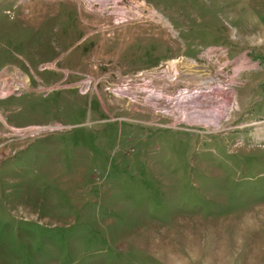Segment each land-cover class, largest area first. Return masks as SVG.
<instances>
[{"label": "rangeland", "instance_id": "rangeland-1", "mask_svg": "<svg viewBox=\"0 0 264 264\" xmlns=\"http://www.w3.org/2000/svg\"><path fill=\"white\" fill-rule=\"evenodd\" d=\"M244 44L264 0H0V264H264V79L207 55Z\"/></svg>", "mask_w": 264, "mask_h": 264}, {"label": "crops", "instance_id": "crops-1", "mask_svg": "<svg viewBox=\"0 0 264 264\" xmlns=\"http://www.w3.org/2000/svg\"><path fill=\"white\" fill-rule=\"evenodd\" d=\"M210 62L224 68H229L231 74L225 79H264V47L241 45V46H218L209 48ZM198 78V77H197ZM207 79H219L215 74Z\"/></svg>", "mask_w": 264, "mask_h": 264}, {"label": "bare ground", "instance_id": "bare-ground-1", "mask_svg": "<svg viewBox=\"0 0 264 264\" xmlns=\"http://www.w3.org/2000/svg\"><path fill=\"white\" fill-rule=\"evenodd\" d=\"M91 3H97L101 7H106L110 5V3L116 5L120 0H88ZM119 14L115 15L117 20L124 19L127 17V14L123 10L115 9ZM115 10H113L115 12ZM179 100L177 102L176 111L179 117L190 124L196 123H204L206 125L215 124L217 121L216 115L218 114L217 111L208 108L209 101L207 96L205 97L207 100L206 102H201L195 99L196 97L190 92L183 94L182 92L179 95ZM190 107V108H189ZM193 111V113L190 112ZM220 115V114H219Z\"/></svg>", "mask_w": 264, "mask_h": 264}]
</instances>
